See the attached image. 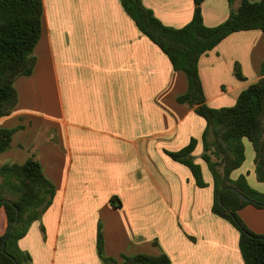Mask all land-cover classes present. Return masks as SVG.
<instances>
[{
  "label": "crops",
  "instance_id": "obj_1",
  "mask_svg": "<svg viewBox=\"0 0 264 264\" xmlns=\"http://www.w3.org/2000/svg\"><path fill=\"white\" fill-rule=\"evenodd\" d=\"M42 1L35 67L15 80L18 101L0 118V126L15 128L0 165L22 163L34 153L55 187L52 203L18 241L31 264H105L96 250L98 225L105 254L118 262L123 254L164 252L172 264H245L238 231L211 211L212 177L200 158L205 120L177 101L187 89L185 74L173 69L119 0ZM142 1L165 25L180 27L192 17L193 0ZM229 11L228 0L201 3L207 26L224 21ZM235 63L245 80L234 75ZM263 63L264 31L230 33L199 58L207 104L232 105L262 76ZM191 137L204 187L164 152ZM243 142L245 160L231 177L243 174L264 192L255 151ZM238 214L252 231L264 233V207L247 204ZM7 227L0 204V235Z\"/></svg>",
  "mask_w": 264,
  "mask_h": 264
},
{
  "label": "trees",
  "instance_id": "obj_2",
  "mask_svg": "<svg viewBox=\"0 0 264 264\" xmlns=\"http://www.w3.org/2000/svg\"><path fill=\"white\" fill-rule=\"evenodd\" d=\"M234 1L228 0L230 11L224 21L207 26L201 13L203 0H193L191 19L183 26L173 27L162 23L142 0H119L139 30L166 54L173 69L185 74L187 89L177 96V101L188 104L205 120L200 158L212 177L211 211L238 231L244 263L264 264V233L252 231L238 214L247 204L264 207V192L253 188L243 174L235 179L231 177L232 171L245 160L243 139L246 138L255 151L256 177L264 181V63L262 76L242 89L232 105L221 107L207 104L198 70L200 56L230 33L249 29L264 31V0H239L238 6L233 8ZM42 18V0H0V118L9 115L18 101L15 80L33 72L36 64L33 51L41 36ZM233 72L236 78L245 80L239 63L234 64ZM14 131L15 128L0 126V152L9 148ZM196 144L197 139L191 137L178 150L164 152L187 166L196 185L204 187L207 184L201 164L193 155ZM0 177V204L4 206L8 226L19 211L16 223L0 235V264H31V255L19 248L18 241L52 203L55 187L43 173L34 153L22 163L1 164ZM236 190L248 199L242 198ZM111 203L120 205L119 198L112 196ZM96 250L105 264H172L164 252L123 254L118 262L104 252L100 225Z\"/></svg>",
  "mask_w": 264,
  "mask_h": 264
},
{
  "label": "water",
  "instance_id": "obj_3",
  "mask_svg": "<svg viewBox=\"0 0 264 264\" xmlns=\"http://www.w3.org/2000/svg\"><path fill=\"white\" fill-rule=\"evenodd\" d=\"M226 188H227V187L223 188V190L226 189ZM236 191H237V190H236ZM237 192H238V194H239L242 198L248 199V198H247L245 195H243L241 192H239V191H237ZM18 215H19V211L17 210L16 217H15L14 220L10 221L9 226H8V229H10L11 226H12L14 223H16V221H17V219H18ZM4 246H5V243L3 244V249H4Z\"/></svg>",
  "mask_w": 264,
  "mask_h": 264
},
{
  "label": "rangeland",
  "instance_id": "obj_4",
  "mask_svg": "<svg viewBox=\"0 0 264 264\" xmlns=\"http://www.w3.org/2000/svg\"><path fill=\"white\" fill-rule=\"evenodd\" d=\"M155 243H157V241L155 240Z\"/></svg>",
  "mask_w": 264,
  "mask_h": 264
}]
</instances>
